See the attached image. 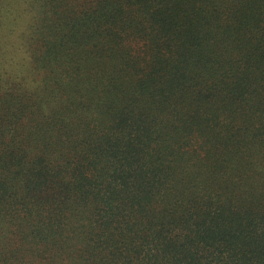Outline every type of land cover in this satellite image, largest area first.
Returning a JSON list of instances; mask_svg holds the SVG:
<instances>
[{
	"label": "trees",
	"instance_id": "obj_1",
	"mask_svg": "<svg viewBox=\"0 0 264 264\" xmlns=\"http://www.w3.org/2000/svg\"><path fill=\"white\" fill-rule=\"evenodd\" d=\"M0 264H264V0H0Z\"/></svg>",
	"mask_w": 264,
	"mask_h": 264
},
{
	"label": "rangeland",
	"instance_id": "obj_2",
	"mask_svg": "<svg viewBox=\"0 0 264 264\" xmlns=\"http://www.w3.org/2000/svg\"><path fill=\"white\" fill-rule=\"evenodd\" d=\"M16 32H20V30H17ZM17 38L16 36L13 38V40ZM19 42H21V39L19 40Z\"/></svg>",
	"mask_w": 264,
	"mask_h": 264
}]
</instances>
